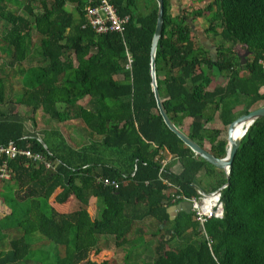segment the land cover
Listing matches in <instances>:
<instances>
[{"label": "trees", "instance_id": "1", "mask_svg": "<svg viewBox=\"0 0 264 264\" xmlns=\"http://www.w3.org/2000/svg\"><path fill=\"white\" fill-rule=\"evenodd\" d=\"M106 1L116 16L127 17L121 33L96 34L87 24L86 9L99 0H0V53L8 56L7 65L27 61L37 41L39 64L17 70L22 93L15 102L59 124L79 121L100 138L102 147L123 157L119 169L89 156V144L63 154L25 134L22 123L6 120L1 112L6 96L0 78V146L12 143L55 162L49 170L20 157L8 161L10 179L0 180V203L8 209L0 218V235L4 238L11 230L20 235L6 247L0 244V264L27 262L31 248L26 239L33 233L56 247L53 264H116L105 247L107 238L115 248L129 237L135 240L143 232L134 222L144 217L157 225L151 264H264V117L239 141L221 192L222 218L203 224L205 237L190 213L178 212L169 220L167 209L174 204L157 178L159 151L180 165L176 175L166 167L161 176L186 197L195 195L196 175L208 164L164 126L156 110L148 72L156 3ZM202 12H212L211 21H217L204 30L221 40L212 55L195 45L187 18L171 17L169 0H162L154 72L172 124L220 159L225 142L219 130L207 126L214 115L226 127L254 105H264V0H208L202 11L188 17L193 20ZM223 43L239 45L247 54L244 63ZM215 74L224 76L225 85L210 89ZM237 106L242 109L233 114ZM185 118L186 132L181 127ZM99 177L116 181L118 188L102 186L96 182ZM90 197L96 199L93 220L86 212ZM72 200L78 207L67 212ZM128 255L124 253L121 264H128Z\"/></svg>", "mask_w": 264, "mask_h": 264}, {"label": "rangeland", "instance_id": "2", "mask_svg": "<svg viewBox=\"0 0 264 264\" xmlns=\"http://www.w3.org/2000/svg\"><path fill=\"white\" fill-rule=\"evenodd\" d=\"M207 4L208 0H169V13L171 17H186L190 22L192 31L191 38L195 45L202 49L206 48L210 55H212L215 46L221 44V40L217 35L204 32L208 25L217 23V21H211L213 20L212 12H202L201 17H195L193 20L188 17L193 11H202ZM9 7L14 8L15 6L13 3H10ZM32 7H36V4L33 3ZM1 25L0 23V27ZM215 32L218 33L219 29L215 28ZM33 44L34 46L29 53V59L23 61L19 67L15 66L10 68L7 65L8 56L0 53V78L4 81V92L6 96L5 102L1 106V112L4 114L5 119L22 123L25 134L42 138L50 149L56 146L63 154H67L69 149L76 150L70 143L73 141L69 140L70 142H68L67 140L69 139L68 134H73L75 141H77L75 143L73 142L75 145L78 146V143H81L82 147H86L88 144L91 145L89 148L86 147L89 150V156L94 158L95 155L102 163L120 169L122 166V155L114 150L102 147L99 144L100 138L90 134L88 131H83L84 129L82 130L83 127L79 121L75 120L76 123L74 125H68L67 122L59 124L51 121L40 110L32 114L30 109L20 106L15 102V99L22 93L20 75L17 73V70L19 68L33 67L39 64V57L36 51V38H34ZM223 47L232 48L234 52L237 51L239 56H244L243 60L247 58V54L242 51L239 45L230 46L229 43H223ZM258 105L259 104L254 105L251 109L256 108ZM0 120H2V118H0ZM79 127L82 128L80 129ZM197 183L201 188H205L206 185L213 184V180L209 175H202L199 181L197 180ZM2 184L4 183L0 182V186ZM2 214L4 213L0 211V218H2ZM18 235H20V231L15 230H11L7 235L3 234L5 239L0 235V244L3 243L5 244L4 247H6L8 244L7 242L16 236L18 237ZM134 238L135 237H129L127 243L117 249V257L121 259L123 257L122 254L127 252L131 264H151L152 258L154 257L153 248L155 242H151L143 236L133 240ZM26 240L30 244L31 257L29 256L28 261L21 264H53L56 249L53 244L46 241L37 233H33ZM112 260L116 263L114 255H112Z\"/></svg>", "mask_w": 264, "mask_h": 264}, {"label": "built area", "instance_id": "3", "mask_svg": "<svg viewBox=\"0 0 264 264\" xmlns=\"http://www.w3.org/2000/svg\"><path fill=\"white\" fill-rule=\"evenodd\" d=\"M85 19L96 34H103L106 32L121 33L123 26L127 22V17L119 18L116 16L114 9L106 0H99L96 6L88 7L86 9ZM129 63L130 60L127 58V64ZM159 155L157 178L165 186L164 193L167 197V201L170 204H174V206L182 202L188 203L189 213L198 227H201L200 234L205 237L202 230L203 224L210 219L220 220L222 218L223 210L220 198L224 186L209 192H203L202 190L194 188L195 195L186 197L180 193L178 186L175 185L174 182L161 176L168 163L171 161L173 162L175 158L165 150L159 151ZM19 157L29 162L42 164L45 169H54L55 162L45 160L40 153H32L27 149H20L12 143H8L5 146H0V180L8 181L10 179L12 171L8 168L7 163ZM96 182L104 187H111L113 189L118 188V184L114 180L99 177L96 178Z\"/></svg>", "mask_w": 264, "mask_h": 264}, {"label": "water", "instance_id": "4", "mask_svg": "<svg viewBox=\"0 0 264 264\" xmlns=\"http://www.w3.org/2000/svg\"><path fill=\"white\" fill-rule=\"evenodd\" d=\"M157 6L156 10V20H155V27L154 32L151 38L150 43V49H149V62H148V72H149V78H150V90L155 102L156 110L164 124V126L173 133L177 139L186 147L189 149V151L196 157L203 160L208 165L222 171L225 176V184L224 188L227 185L228 182V173L229 168L231 166L232 159L234 157V154L238 148L240 139L244 136L246 133L248 127L257 119L264 117V105H260L256 108H253L248 111L247 114L241 115L237 117L235 120H233L226 128V148H225V154L222 158L217 159L214 158L212 155H210L208 152L203 150L200 146H198L195 142L191 141L184 133H182L177 127H175L172 122L167 117L166 113L164 112V109L161 105L160 98L158 96L157 88H156V79H155V72H154V56H155V50L157 41L161 35V29H162V0H154ZM244 56H238L240 63L243 64ZM244 126V129L242 130L240 136L238 138H235L232 136V131L235 126L237 125ZM177 212H184L185 214H189V204L186 202H182L180 204H177L175 206H171L167 209L168 215H175ZM198 231H201V227H198Z\"/></svg>", "mask_w": 264, "mask_h": 264}, {"label": "crops", "instance_id": "5", "mask_svg": "<svg viewBox=\"0 0 264 264\" xmlns=\"http://www.w3.org/2000/svg\"><path fill=\"white\" fill-rule=\"evenodd\" d=\"M240 75H241V73H240ZM225 81H226V79L224 78V76L219 75V74H215V76H212L211 77L210 89L212 87H214V86H221V87L224 86L225 85ZM258 106H260V104ZM241 109H242V106H237V107L234 108V110L232 111V113L233 114H237V112H239ZM75 123H76V121L75 120H72V121H69L68 122V125H74ZM81 126L83 127V125H81ZM188 126H189V120L187 118L183 119L182 126L181 127L183 128V131L184 132L188 131ZM207 126H208L209 129L219 130L220 131V135H219L220 136V139L221 140H224V142H225V138H226V128H227V126L226 127L222 126V124L220 123V121H219V119L217 117V114L214 115V117L207 124ZM207 126H206V128H207ZM83 129H84V127L82 128V130ZM83 131H85V130H83ZM68 138H69V139H67L68 142H70L69 140L73 141L74 143L77 142V141H75V137L73 136V134H68ZM73 142H70V143L72 144V147L74 149L77 150L80 147H82V144L81 143H78V146H77ZM203 146L204 147H207L208 146V144H207L206 141L203 142ZM225 148H226V142H225ZM166 167H168L169 170L171 171V173H173L175 175L181 170L180 165L177 164L174 161L173 162L172 161L169 162ZM202 175H204V176L209 175L212 178V180H213V184H209V185H206L205 188H201V186L197 183V180L199 181V179H200V177ZM224 184H225V176H224V173L222 171H220V170H218V169L210 166V165H205L204 168L197 173L196 178H195L194 183H193L194 188L199 189V190H202L203 192H209V191L216 190V189L220 188L221 186H224ZM77 207H78L77 202L74 201V200H72L70 202V204H69V207L67 209V212H73V211H75L77 209ZM137 209H139L138 210L139 213H140V211L143 212V210H142L143 208L139 207ZM0 211L2 213H4V214L1 215V217H3L4 215L8 214V209L3 204L0 205ZM86 212H87V214H88V216H89V218L91 220H93L95 218V216H96V199L95 198L90 197L88 199V201H87V207H86ZM134 212H135V210H134ZM176 214L175 215H173V214L172 215H169V220H172L176 216ZM134 227H136V228L138 227L137 228V229H139V230H137L138 232H141V233L143 232V235H141V236H139L137 238H140V237L143 236V237H146V239H148L151 242H155L156 241V238L154 237V234L156 232L157 225H156V223L153 220L147 219V218L144 217V218L141 219V221H138V220L135 221L134 222ZM134 231H136V229ZM164 235H165L164 238L165 239H168V237H169L168 236V232L167 233H164ZM105 247H106L107 250H109L111 252L112 255H114V258H116V264H121L123 262V257L121 259H119L117 257V249L118 248H115L113 246V244L111 243V241H110L109 238H107V242H106V246ZM122 256H124V254H122ZM129 261L130 260L128 259V264H131ZM134 264H136V263H134Z\"/></svg>", "mask_w": 264, "mask_h": 264}, {"label": "bare ground", "instance_id": "6", "mask_svg": "<svg viewBox=\"0 0 264 264\" xmlns=\"http://www.w3.org/2000/svg\"><path fill=\"white\" fill-rule=\"evenodd\" d=\"M243 129H244V126H242L241 124L235 126L233 131H232V136L235 137V138H238L240 136V134H241Z\"/></svg>", "mask_w": 264, "mask_h": 264}]
</instances>
